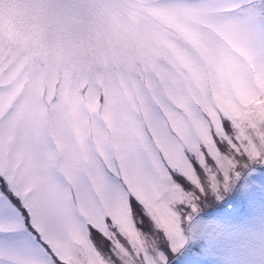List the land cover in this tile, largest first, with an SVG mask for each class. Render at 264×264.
<instances>
[{
  "label": "snow or ice",
  "instance_id": "1",
  "mask_svg": "<svg viewBox=\"0 0 264 264\" xmlns=\"http://www.w3.org/2000/svg\"><path fill=\"white\" fill-rule=\"evenodd\" d=\"M0 264H264V0H0Z\"/></svg>",
  "mask_w": 264,
  "mask_h": 264
}]
</instances>
